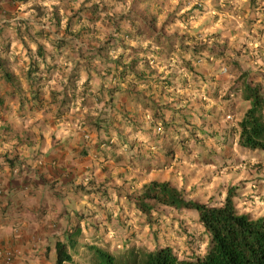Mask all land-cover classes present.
<instances>
[{"label":"crops","instance_id":"1","mask_svg":"<svg viewBox=\"0 0 264 264\" xmlns=\"http://www.w3.org/2000/svg\"><path fill=\"white\" fill-rule=\"evenodd\" d=\"M174 1L0 0V100L15 104L0 137V254L11 264H54L57 241L75 240V262L92 244L141 245L132 232L146 220L130 196L144 184L206 193L227 180L243 83L264 57V2ZM15 16L49 62L21 56Z\"/></svg>","mask_w":264,"mask_h":264},{"label":"trees","instance_id":"2","mask_svg":"<svg viewBox=\"0 0 264 264\" xmlns=\"http://www.w3.org/2000/svg\"><path fill=\"white\" fill-rule=\"evenodd\" d=\"M37 55H43L40 46ZM4 62L0 58V65ZM32 72L29 70L28 79H31ZM11 77L2 70L4 81ZM245 81L241 95L249 105L238 122L237 143L245 151H259L264 155L263 87L260 83ZM0 103L3 102L0 100ZM234 196L233 188H229L220 205H208L186 199L184 191L169 181H151L144 184L138 194L130 196L135 199V206L146 218L156 205L195 211L205 236L202 254L180 258L170 246H157L152 250L129 248L117 252L92 244L85 247L79 257H90L89 264H264V216L252 218L239 212ZM75 247V240L55 242L54 264H78L72 258L74 253L79 254Z\"/></svg>","mask_w":264,"mask_h":264},{"label":"rangeland","instance_id":"3","mask_svg":"<svg viewBox=\"0 0 264 264\" xmlns=\"http://www.w3.org/2000/svg\"><path fill=\"white\" fill-rule=\"evenodd\" d=\"M164 2H175L174 0H163ZM192 2H202V0H191ZM209 1L210 0H203ZM219 1V0H218ZM233 0H223V2H231ZM235 2H250V0H237ZM253 2H264V0H253ZM42 13V12H41ZM40 12L36 13L35 17L32 21L42 22V20H38L37 17H40ZM13 26L11 28V34L9 36H13L15 43L20 49L21 56H23L25 61L35 60L38 63H46L50 60L47 58V55H44V58L41 60V57L37 55V48L40 46V49H43V45H41L42 39L39 40L38 37H34L35 27L30 23L29 20L23 19L21 17L15 16L12 20ZM44 23V25H46ZM36 36V35H35ZM49 44L48 48L57 46L60 43L63 44V40L60 39H50L47 40ZM55 42V43H52ZM4 45V44H3ZM0 43V48L3 46ZM27 49H26V48ZM47 49V48H46ZM258 46V51H259ZM257 51V52H258ZM45 52V49H44ZM47 53V50H46ZM247 54V53H245ZM249 57L253 55V53L249 52ZM39 57V60L34 58L35 56ZM209 56L211 53L208 54ZM227 55V54H226ZM259 53H256L254 56L259 57ZM229 56V55H228ZM262 59L260 62L256 63V69L253 71L254 74L250 75L249 81L252 83H260L263 87L264 91V57L260 56ZM230 58V57H229ZM231 60V58H230ZM230 62V61H228ZM227 64V63H226ZM260 78V81H258ZM31 93H35V95L39 94L38 87L32 88ZM14 103H0V137L3 136L7 131H9V122L6 119L7 113H10L14 109ZM212 130V129H209ZM207 131L206 133H208ZM211 136V135H210ZM222 136V135H220ZM219 136V137H220ZM218 137V138H219ZM220 140V138H219ZM227 142V141H225ZM231 146V144H230ZM233 155L228 157L231 158L230 162L224 159L225 161L222 165L227 166L225 174H227V180L216 181L215 189L212 192L202 193L197 189H189V191L184 192V196L188 200H196L201 203H205L208 205H220L229 188H233L234 190V204L239 212L247 213L252 218H258L264 216V155L259 151L248 152L244 149L234 150ZM231 153V154H232ZM233 174L232 177L229 178V174ZM205 177V176H204ZM203 177V178H204ZM211 179L207 177V184ZM157 209L151 212L149 218L145 217L144 226L140 229L136 228L133 232V240L135 241H143L141 245L136 243L128 244V248H143L147 250H152L157 246H170L173 251L180 258L185 256H190L192 254L201 255L204 250L205 240L204 233L202 228L198 226V221L195 218V213L193 210L187 209H161L160 205H156ZM124 239V237H121ZM129 243V242H128ZM110 245L108 244L107 248ZM136 248V249H137ZM124 250L123 248H114L111 251L121 252ZM90 257H81L78 264H89Z\"/></svg>","mask_w":264,"mask_h":264},{"label":"built area","instance_id":"4","mask_svg":"<svg viewBox=\"0 0 264 264\" xmlns=\"http://www.w3.org/2000/svg\"><path fill=\"white\" fill-rule=\"evenodd\" d=\"M197 63H199V61H197ZM156 130L157 132H161L162 131L161 126L158 125ZM11 262H12V257L10 254L8 255L0 254V264H11Z\"/></svg>","mask_w":264,"mask_h":264}]
</instances>
